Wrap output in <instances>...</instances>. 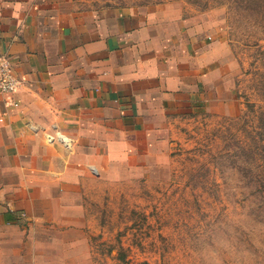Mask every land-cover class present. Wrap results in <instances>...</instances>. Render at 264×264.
<instances>
[{
	"label": "crops",
	"instance_id": "0c3cea01",
	"mask_svg": "<svg viewBox=\"0 0 264 264\" xmlns=\"http://www.w3.org/2000/svg\"><path fill=\"white\" fill-rule=\"evenodd\" d=\"M172 7L0 0V55L21 80L0 93V261L30 247L20 236L85 226L91 182L107 166L149 165L205 96L211 45H196Z\"/></svg>",
	"mask_w": 264,
	"mask_h": 264
},
{
	"label": "rangeland",
	"instance_id": "374dc122",
	"mask_svg": "<svg viewBox=\"0 0 264 264\" xmlns=\"http://www.w3.org/2000/svg\"><path fill=\"white\" fill-rule=\"evenodd\" d=\"M61 1L171 5L215 62L149 165L107 166L85 226L20 236L12 264H264V0Z\"/></svg>",
	"mask_w": 264,
	"mask_h": 264
},
{
	"label": "built area",
	"instance_id": "2783aa9c",
	"mask_svg": "<svg viewBox=\"0 0 264 264\" xmlns=\"http://www.w3.org/2000/svg\"><path fill=\"white\" fill-rule=\"evenodd\" d=\"M21 85V80L16 72L15 65L11 56L7 54L0 55V93L5 95L14 94ZM49 141H54L56 138L48 134ZM60 140L65 139L59 136Z\"/></svg>",
	"mask_w": 264,
	"mask_h": 264
}]
</instances>
